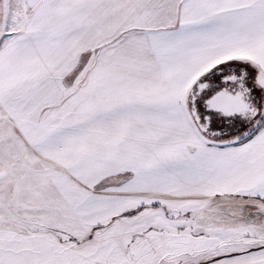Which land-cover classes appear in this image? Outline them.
<instances>
[{
    "label": "snow or ice",
    "instance_id": "snow-or-ice-1",
    "mask_svg": "<svg viewBox=\"0 0 264 264\" xmlns=\"http://www.w3.org/2000/svg\"><path fill=\"white\" fill-rule=\"evenodd\" d=\"M0 264H264V0H0Z\"/></svg>",
    "mask_w": 264,
    "mask_h": 264
}]
</instances>
